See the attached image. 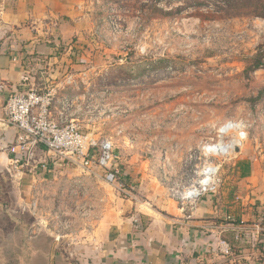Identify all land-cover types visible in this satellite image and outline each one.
Masks as SVG:
<instances>
[{"label":"rangeland","instance_id":"obj_1","mask_svg":"<svg viewBox=\"0 0 264 264\" xmlns=\"http://www.w3.org/2000/svg\"><path fill=\"white\" fill-rule=\"evenodd\" d=\"M263 1L87 0L59 51L71 62L52 68L65 70L55 97L111 140L119 177L72 167L39 180L0 161V264H46L51 243L67 255L104 215L191 216L206 199L239 228L219 235L232 255L264 252Z\"/></svg>","mask_w":264,"mask_h":264},{"label":"crops","instance_id":"obj_2","mask_svg":"<svg viewBox=\"0 0 264 264\" xmlns=\"http://www.w3.org/2000/svg\"><path fill=\"white\" fill-rule=\"evenodd\" d=\"M86 3L87 0H0V115L8 94L28 88L33 81L56 92L65 89L66 83L54 80L57 75L65 76V70L52 68L56 63L71 62L59 51L65 52L72 42L75 23ZM15 134L13 128L3 129L0 125L1 162L8 163L5 148ZM44 159L48 171H27L30 178L44 180L73 167L57 158H45L43 152L35 158ZM137 211L126 217H100L80 231L75 246L67 248V255L51 243L46 264H264L262 251L254 258L245 253L242 257L232 255L228 247L229 254L224 255L227 241L219 235L224 231L235 233L239 228L228 223L224 229L225 211L207 199L195 207L191 216L181 207L164 216L147 214L139 208ZM231 235L235 239L236 234ZM260 242L264 243V239ZM252 252L255 255L256 251Z\"/></svg>","mask_w":264,"mask_h":264},{"label":"built area","instance_id":"obj_3","mask_svg":"<svg viewBox=\"0 0 264 264\" xmlns=\"http://www.w3.org/2000/svg\"><path fill=\"white\" fill-rule=\"evenodd\" d=\"M55 93L54 88L33 81L28 88L8 94L1 107L0 125L16 132L5 148L10 167L32 173L39 169L47 172V160H35L39 151L45 158H57L82 171L98 169L109 172L118 179L111 140L96 139L84 132L68 113L71 98L63 97L57 101ZM212 146L213 150L206 151L218 154L215 145ZM235 240L240 241L241 237L236 234ZM223 253L229 254L227 245H224Z\"/></svg>","mask_w":264,"mask_h":264},{"label":"bare ground","instance_id":"obj_4","mask_svg":"<svg viewBox=\"0 0 264 264\" xmlns=\"http://www.w3.org/2000/svg\"><path fill=\"white\" fill-rule=\"evenodd\" d=\"M224 131V130H223ZM240 143V139L238 140H231L227 143H225L224 145L222 146H218V145H215V148L217 149V152L216 153H219V154H227L229 153L230 151H233ZM213 147V146H212ZM212 147H208L206 150H213ZM206 172V173H205ZM204 174L206 175V177L204 179H202L198 184H199V187H207L211 181V178H208V173L207 171L205 170L204 171ZM195 193V192H194Z\"/></svg>","mask_w":264,"mask_h":264},{"label":"trees","instance_id":"obj_5","mask_svg":"<svg viewBox=\"0 0 264 264\" xmlns=\"http://www.w3.org/2000/svg\"><path fill=\"white\" fill-rule=\"evenodd\" d=\"M263 4H264V1H263ZM260 15H261V17H264V12H262ZM259 65H261V64H259ZM259 65L257 64L256 67H259ZM232 241H233V240H232ZM229 245H230V244H229ZM229 249H230V251H231V253H232V252H233V245H231ZM234 255H237V254L234 253Z\"/></svg>","mask_w":264,"mask_h":264}]
</instances>
